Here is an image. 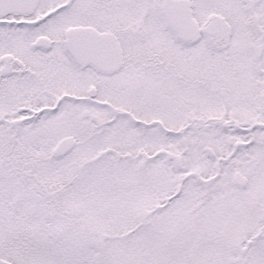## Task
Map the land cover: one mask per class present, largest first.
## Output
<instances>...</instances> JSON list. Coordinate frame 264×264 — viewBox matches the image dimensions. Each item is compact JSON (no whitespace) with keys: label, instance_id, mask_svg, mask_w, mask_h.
I'll list each match as a JSON object with an SVG mask.
<instances>
[{"label":"snow or ice","instance_id":"6c2138e0","mask_svg":"<svg viewBox=\"0 0 264 264\" xmlns=\"http://www.w3.org/2000/svg\"><path fill=\"white\" fill-rule=\"evenodd\" d=\"M0 264H264V0H0Z\"/></svg>","mask_w":264,"mask_h":264}]
</instances>
